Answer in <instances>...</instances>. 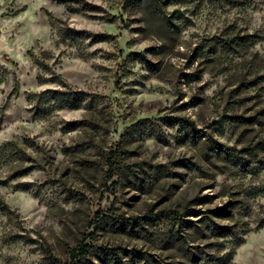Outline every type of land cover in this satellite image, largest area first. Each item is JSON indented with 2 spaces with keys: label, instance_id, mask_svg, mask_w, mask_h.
<instances>
[{
  "label": "rangeland",
  "instance_id": "obj_1",
  "mask_svg": "<svg viewBox=\"0 0 264 264\" xmlns=\"http://www.w3.org/2000/svg\"><path fill=\"white\" fill-rule=\"evenodd\" d=\"M0 66V264H264V0H0Z\"/></svg>",
  "mask_w": 264,
  "mask_h": 264
},
{
  "label": "trees",
  "instance_id": "obj_2",
  "mask_svg": "<svg viewBox=\"0 0 264 264\" xmlns=\"http://www.w3.org/2000/svg\"><path fill=\"white\" fill-rule=\"evenodd\" d=\"M68 0H60V3H67ZM79 12V11H78ZM180 13L179 9H176L175 11L172 12L171 17L172 19H170L171 24H173V18H177L176 14ZM49 15H51L49 13ZM79 33L82 34H89L86 31H79ZM94 39H106L108 38V36H104V35H92ZM31 55V59L32 61L38 66V70H39V83L40 84H47V83H56L61 85L60 88H49L40 92H28L26 93V95L28 96V100L29 102L33 103L35 102V106H34V111L37 115H50L52 113H54L57 110H65V109H69V110H77L79 108H81L83 106V102H84V98H85V93L81 92V91H66L65 89H63V87H68V84L65 83L61 77H58L56 75H53L52 77H46L43 74L46 73V71L48 70L49 66L47 65V63H45L43 60H41L39 57H37L36 54H34V52L32 51L30 53ZM1 69L2 67L0 66V74H1ZM16 78V77H15ZM69 88V87H68ZM19 94V87L18 84L16 83V79H15V86H14V91L11 95H18ZM11 99V98H9ZM83 123L80 121L74 122L72 123L73 128H76L80 125H82ZM189 128H191L192 133L198 137V133L199 130L196 127L195 123H191L189 125ZM18 150L17 147V142L16 141H7L5 143H3L0 146V167H2L4 164H7L8 162H11L13 155L16 153V151ZM242 152L243 150H239L238 154L232 153L231 158H232V162L237 166L241 163L242 160ZM38 167L36 166H29L24 168L23 170L19 171V174H27L31 171L36 170ZM22 190H28V187L26 186H22ZM2 203V201H1ZM3 204V203H2ZM5 208H7V205H4ZM227 216H229L230 218H233V211L230 209H228L225 213ZM226 229L228 231H230L231 229H233V227L231 226H227ZM264 229V222L260 223L255 231H259ZM254 231V230H253ZM248 232H252V230H249ZM176 237L179 238V240H181L183 243H187L186 238L182 235L181 233V229H178L176 231ZM244 242V239H240L237 242V245L240 246L242 243ZM125 252L127 253H133L135 254H142L140 251H129V250H125ZM86 252L84 250L81 251V254H85ZM232 257V256H231ZM231 259V258H230ZM229 259V260H230Z\"/></svg>",
  "mask_w": 264,
  "mask_h": 264
}]
</instances>
